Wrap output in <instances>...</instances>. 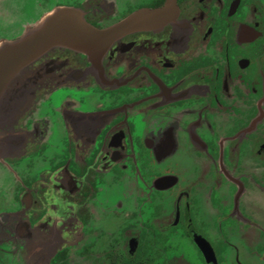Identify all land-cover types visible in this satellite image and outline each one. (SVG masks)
<instances>
[{"label":"flooded vegetation","instance_id":"obj_1","mask_svg":"<svg viewBox=\"0 0 264 264\" xmlns=\"http://www.w3.org/2000/svg\"><path fill=\"white\" fill-rule=\"evenodd\" d=\"M167 1L58 5L108 29ZM32 64L49 82L0 124L20 138L0 159V264H235L236 234L264 246V0H176L97 57Z\"/></svg>","mask_w":264,"mask_h":264},{"label":"water","instance_id":"obj_2","mask_svg":"<svg viewBox=\"0 0 264 264\" xmlns=\"http://www.w3.org/2000/svg\"><path fill=\"white\" fill-rule=\"evenodd\" d=\"M176 0H168L159 10H142L108 29L88 23L83 13L73 7H56L44 14L16 40L0 47V96L29 66L56 47L97 57L116 39L131 31L154 26L172 15ZM2 135H0L1 137Z\"/></svg>","mask_w":264,"mask_h":264},{"label":"rangeland","instance_id":"obj_3","mask_svg":"<svg viewBox=\"0 0 264 264\" xmlns=\"http://www.w3.org/2000/svg\"><path fill=\"white\" fill-rule=\"evenodd\" d=\"M59 1H74V0H59ZM118 4L124 6L127 0H117ZM39 12H45L41 7L38 9ZM46 13V12H45ZM23 14H27L29 16H35V9L32 5V2H25L23 4ZM42 16L43 13H42ZM7 43H3L0 40V47H4ZM35 63V62H34ZM33 65V64H32ZM38 73V75H36ZM44 73L50 75V70H46L44 68L33 69L30 70V66L27 70V73L20 75L13 84L9 87V89L5 90L0 96V124L9 120L15 113L23 109L25 102L28 99V95L30 93V89L32 87L31 82L38 79V76L41 78L40 74H43V81L39 82L40 85L46 86L49 81H46V75L44 77ZM45 79V80H44ZM0 137V159L4 157L9 151L12 149L18 148L20 145V138L18 135L11 134H3ZM6 179L7 181L3 180ZM12 182L11 178L7 175H0V212L3 213L7 210L14 209V201L12 195L6 190L9 187V183ZM237 235L238 243H244L245 246H241V255L239 257H235V252L231 253V249H226V253L228 256H233V261L235 264H264V246L255 245L252 247V243L248 242V238L242 239L241 236ZM252 239L254 241L257 240V237L253 235ZM244 241V242H243ZM247 248L250 252L254 254L251 257H245L242 248ZM218 251V250H217ZM192 263H194L192 261ZM229 263V262H228ZM195 264H204L202 260L200 263Z\"/></svg>","mask_w":264,"mask_h":264},{"label":"trees","instance_id":"obj_4","mask_svg":"<svg viewBox=\"0 0 264 264\" xmlns=\"http://www.w3.org/2000/svg\"><path fill=\"white\" fill-rule=\"evenodd\" d=\"M29 1L35 9V16L23 14V4ZM59 3V0H0V40H18L42 17V13L44 15L56 7H62ZM39 7L46 13L39 12Z\"/></svg>","mask_w":264,"mask_h":264}]
</instances>
